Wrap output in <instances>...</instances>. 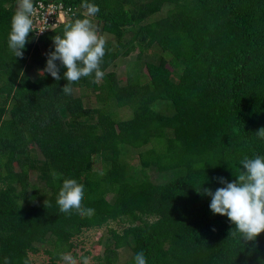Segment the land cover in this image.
<instances>
[{"label": "trees", "instance_id": "16d2710c", "mask_svg": "<svg viewBox=\"0 0 264 264\" xmlns=\"http://www.w3.org/2000/svg\"><path fill=\"white\" fill-rule=\"evenodd\" d=\"M38 1L84 18V0ZM87 2L99 6L93 19L115 42L106 41L102 80L81 78L65 95L59 61V81L41 73L65 24L39 38L33 30L23 58L15 57L7 40L17 0H0V264H32L30 254L47 243L50 264H58L75 237L110 223L129 226L108 229L101 264H121L122 249L131 253L122 264L139 252L147 264H264V233L244 244L226 216L211 212V197L197 192L224 187L219 177L236 180L245 156H264L255 134L264 127V0ZM155 46L165 55L145 63L146 80L138 64L127 85L108 72ZM75 88L134 116L87 108ZM132 151L144 172L157 171L156 182L127 167L122 157ZM31 171L49 194L32 185ZM64 179L84 186L83 205L94 215L59 211Z\"/></svg>", "mask_w": 264, "mask_h": 264}, {"label": "clouds", "instance_id": "9594fccd", "mask_svg": "<svg viewBox=\"0 0 264 264\" xmlns=\"http://www.w3.org/2000/svg\"><path fill=\"white\" fill-rule=\"evenodd\" d=\"M82 7L85 9L84 18L65 23L62 35L56 34L52 38L55 50L47 54L46 66L41 71L59 81L60 67L55 63L59 61L60 66L66 69L63 78L67 83L61 90L65 95L72 93L71 85L81 78L92 77L93 83H99L104 76L101 63L105 55L106 40L98 34L90 19L100 9L98 5L87 0H84ZM34 13V0H17L7 40L8 47L15 57L23 58L29 33L33 32ZM255 134L264 140V127ZM240 165L242 168L236 175V180L228 182L219 177L217 179L224 187L213 192L212 189L201 186L200 190L196 191L211 197L209 204L211 212L226 216L234 225V231H231L233 228L230 230L231 234L235 236L238 233L243 243L247 245L248 242H256L257 237L264 233V156L256 155L253 158L245 156ZM84 197L82 184L75 179H64L56 199L59 211L62 213L75 211L82 217L94 215V209L84 207ZM60 259L64 264H90L88 257H81L78 262L70 253H61ZM5 264H8L7 259ZM134 264H147L143 252L136 254Z\"/></svg>", "mask_w": 264, "mask_h": 264}, {"label": "rangeland", "instance_id": "374dc122", "mask_svg": "<svg viewBox=\"0 0 264 264\" xmlns=\"http://www.w3.org/2000/svg\"><path fill=\"white\" fill-rule=\"evenodd\" d=\"M167 12V8L162 12L161 14L155 16L161 17L164 16ZM85 11H83V14ZM92 23L94 24L97 32L99 35L103 36L106 41H112L115 42V38L113 36H110L109 34H102L100 31V28L98 27V22L93 19V17H90ZM69 22V21H67ZM139 53L138 51L133 53L129 58H120L115 65L108 70V72H115L117 74V78L119 82L122 85H127L128 80V69L131 67L133 68L135 66V72L138 70L139 65V73L143 74L142 78L144 80L147 79V70L145 68V63L150 61H155L159 57L165 55L160 48L157 46L153 47L149 50V52H146V54L143 55L141 61L137 59ZM167 55V54H166ZM138 64V65H137ZM76 96H81L84 100L85 106L87 108H101L105 109H111L113 110L119 120H125L130 119L134 116V112L131 108L125 107V108H114V105L111 101L106 99V96H103V100L99 99L98 93H94L93 91H86L84 92L81 89L75 88L74 91ZM161 103H158L154 106L155 109H157ZM114 108V109H113ZM33 152L37 153V149L35 147H32ZM139 153L137 151H132L131 154L128 156H123V160L127 164V167L132 165L136 166L138 170V176L140 178L148 177L152 181H157L158 173L154 169H144L141 168L139 164ZM95 170H101V165L98 163L95 167ZM137 172V171H135ZM29 181L32 183V185L36 186V188H39L41 192H44L49 194L50 190L47 187L46 183L42 181L39 176L38 172L31 171L29 176ZM129 225L125 223H110L108 226H105L101 229H92V230H86L82 234L78 235L73 239L74 248L66 253H70L74 258L77 259L78 262H80L81 257H88L90 264H101L100 260H98L99 257L103 256L104 254V248H105V242L108 237V229L109 228H115L119 231H123L124 228H127ZM53 245L51 243H47L44 247L40 248V252L33 254H30V259L32 264H50V254L47 253L48 250H52ZM131 258V253L129 250L122 249L120 251V262L121 264L125 261H129ZM58 264H64V262L60 259L58 261Z\"/></svg>", "mask_w": 264, "mask_h": 264}, {"label": "built area", "instance_id": "2783aa9c", "mask_svg": "<svg viewBox=\"0 0 264 264\" xmlns=\"http://www.w3.org/2000/svg\"><path fill=\"white\" fill-rule=\"evenodd\" d=\"M34 7L35 13L32 17L33 30L38 38L48 31L59 28L62 24L67 23V21H71L74 16L73 10L65 8L62 4L38 1Z\"/></svg>", "mask_w": 264, "mask_h": 264}]
</instances>
